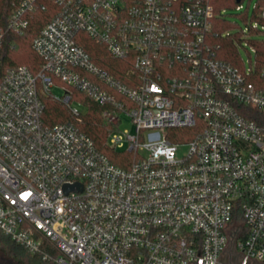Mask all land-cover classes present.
Wrapping results in <instances>:
<instances>
[{
    "label": "built area",
    "instance_id": "1",
    "mask_svg": "<svg viewBox=\"0 0 264 264\" xmlns=\"http://www.w3.org/2000/svg\"><path fill=\"white\" fill-rule=\"evenodd\" d=\"M45 1L59 14L32 41L41 70L0 76V231L54 264L264 261V124L244 114H264V0L219 14L211 0H12L0 67L10 36L23 37ZM218 19L231 28L214 33ZM80 34L129 66L124 83ZM218 38L233 41L240 66L220 57ZM73 91L104 107L108 145L131 156L126 166L74 124L44 123L47 97L80 117ZM123 116L135 135L120 131Z\"/></svg>",
    "mask_w": 264,
    "mask_h": 264
},
{
    "label": "trees",
    "instance_id": "2",
    "mask_svg": "<svg viewBox=\"0 0 264 264\" xmlns=\"http://www.w3.org/2000/svg\"><path fill=\"white\" fill-rule=\"evenodd\" d=\"M12 0H0V26L5 27L7 19L12 11ZM47 9L45 11L38 10L31 21L30 27L27 33L23 37L10 36L9 43L5 49L4 59L2 66L0 67V76L7 69L15 66H27L33 74H37L43 65V60L32 49V41L39 35L42 29L59 14V9L55 7L51 2L45 1ZM216 13H221L224 9H233L236 7V0H211ZM246 17V13L242 15ZM233 23L230 19L217 20L214 27V33H222L231 28ZM78 44L85 49V51L91 56L93 62L107 70L110 74L114 75L121 82H125L123 78L125 71L129 69V66L124 62L114 60L107 52V48L99 43H96L93 39L85 34H80L77 37ZM216 43L221 44L220 57L226 62L233 65L240 66L241 59L239 57L240 52L236 49L231 39H216ZM257 62L259 67L255 74V82L259 86H264V80L260 77V70L264 64V43L258 46ZM72 100L78 101L85 107V112L81 113L79 118H76L69 108L61 101H58L52 97L44 99L45 111L43 115L44 123L48 126L56 124L71 123L74 124L81 132L90 137L97 149L102 155L106 156L109 160L118 166L124 167L127 162L124 158L128 157L127 153H119L112 150L108 145V138L113 131V126L103 117L104 107L92 101L84 94L73 91ZM241 109V108H240ZM245 116L250 119H255L261 124H264V114L257 110H246ZM263 122V123H262ZM185 130L173 129L171 132L183 133ZM189 133V132H184ZM191 136H188L186 140H190ZM173 142L182 141L181 139L171 138ZM127 161V159H126ZM0 251L8 257L10 260L17 264H54L50 261H43L42 258L32 256L29 252L14 242L10 237L0 231ZM56 255L55 253L53 254Z\"/></svg>",
    "mask_w": 264,
    "mask_h": 264
},
{
    "label": "rangeland",
    "instance_id": "3",
    "mask_svg": "<svg viewBox=\"0 0 264 264\" xmlns=\"http://www.w3.org/2000/svg\"><path fill=\"white\" fill-rule=\"evenodd\" d=\"M241 55H242L245 62L249 61V58H248L245 50L241 51ZM52 94L56 98H62L65 96L64 91H62L59 87H54L52 89ZM79 104H81V105H79ZM72 105H73V107L78 108L81 113L85 112V107L83 106L82 103H80L78 101H73ZM119 129H120V131H128L132 135L136 134V130H135L134 126L132 125L131 119L127 116H123V122L121 123ZM231 231H233V230H231ZM232 236H233V234H232ZM233 241H234V239L232 238L231 242L229 244L228 252L233 248V244H234ZM228 252L225 253L223 260L228 258ZM234 261L238 262L237 259H234ZM0 264H17V263L10 260L8 257L3 255V253L0 251ZM250 264H264V262H251Z\"/></svg>",
    "mask_w": 264,
    "mask_h": 264
},
{
    "label": "flooded vegetation",
    "instance_id": "4",
    "mask_svg": "<svg viewBox=\"0 0 264 264\" xmlns=\"http://www.w3.org/2000/svg\"><path fill=\"white\" fill-rule=\"evenodd\" d=\"M239 262V261H238ZM259 262H264V261H259Z\"/></svg>",
    "mask_w": 264,
    "mask_h": 264
},
{
    "label": "water",
    "instance_id": "5",
    "mask_svg": "<svg viewBox=\"0 0 264 264\" xmlns=\"http://www.w3.org/2000/svg\"><path fill=\"white\" fill-rule=\"evenodd\" d=\"M237 2H240V0H237Z\"/></svg>",
    "mask_w": 264,
    "mask_h": 264
}]
</instances>
